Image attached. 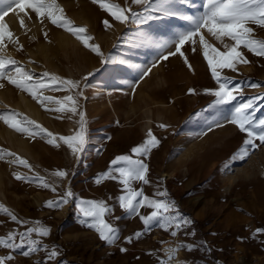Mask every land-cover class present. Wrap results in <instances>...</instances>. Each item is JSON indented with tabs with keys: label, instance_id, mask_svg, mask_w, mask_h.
<instances>
[{
	"label": "rangeland",
	"instance_id": "rangeland-1",
	"mask_svg": "<svg viewBox=\"0 0 264 264\" xmlns=\"http://www.w3.org/2000/svg\"><path fill=\"white\" fill-rule=\"evenodd\" d=\"M105 2L125 10H143L131 0ZM203 2L188 0L183 7L184 14H199L203 11ZM55 3L73 25L86 29V35L93 38L90 43L99 45L106 57H113L114 63L102 64L101 58L70 32L47 19L41 23V18L31 10L28 12L31 18L27 17L31 24L24 28L27 30L13 33L23 48L18 50L17 45L5 41L7 47L0 55L16 60L34 77L47 71L62 79L81 81L83 88L82 78L88 73L94 75L89 78V86L83 88V96L78 98L77 114L48 110L59 105L42 107L27 92L6 80L0 81L4 84L0 88V115L18 113V119L33 120L55 136H71L78 131V113L83 112L88 139L82 157L77 159L62 141L56 142L59 147L49 145L46 138L18 133L0 120V149L15 153L31 165L29 169L12 163L11 157L0 160V205L27 222L16 224L0 213V237L13 231H26L28 227L49 228V236L38 237L34 233L32 237L49 250L55 246L59 251L57 260L48 264H158L168 259L164 247L171 244L197 247L195 251H179L174 260L180 264H264V233L253 235L257 228H264V146L251 150L245 160L232 162L230 157L242 146L244 134L228 123L223 127L212 125L209 130L218 113L208 108L214 97L204 90L215 89L217 85L203 57L199 38H196L195 53L191 45L186 44L182 49L192 65L191 70L179 56L160 61L143 77L136 68L119 63L126 59L140 68L151 67L160 50L154 45L134 46L138 35L147 32L157 42L169 41L185 30L187 22L179 17H166L149 22L151 27L125 25L115 21L93 0H55ZM105 19L109 20L110 28H105ZM249 26L253 28V38L264 40V28ZM203 34L220 51L226 50L225 44L233 43L227 37L221 43L206 30ZM169 48L174 50L172 45ZM240 50L249 63L237 64L236 71L224 69L221 75L240 86L245 101L264 96V57H257L244 48ZM252 84L259 86L253 88ZM190 88L198 94H188ZM42 91L58 99L69 94L75 96V90L72 93ZM25 103L34 104L36 111L22 107ZM262 104L264 101L257 102L258 118H264ZM149 130L160 141L144 158L149 166L150 183L134 182L133 187L143 188L151 198H159L154 195L158 187L166 190L167 199L174 200L180 214L192 223L176 237L170 235L171 230L154 227L141 239L128 243V236L143 229L142 222L138 216L129 217L118 207L116 197L123 194L118 181L105 180L96 185L94 178L108 170L117 155L130 154L132 147L147 138ZM226 164L230 167L226 168ZM60 170L69 175L56 176L55 172ZM13 173L29 177L38 174L50 187L43 188L42 181H18ZM69 189L74 193L69 203L60 208L45 206L48 200L59 199ZM80 199L103 200L114 208L105 219L120 229L115 244L108 245L98 233L80 223L82 217L76 206ZM150 211L142 208L141 214L147 215ZM193 232L195 235H191ZM9 254L13 260L8 264H37L46 259L43 250L24 257L19 252L0 248V256Z\"/></svg>",
	"mask_w": 264,
	"mask_h": 264
},
{
	"label": "snow or ice",
	"instance_id": "snow-or-ice-1",
	"mask_svg": "<svg viewBox=\"0 0 264 264\" xmlns=\"http://www.w3.org/2000/svg\"><path fill=\"white\" fill-rule=\"evenodd\" d=\"M187 2L188 0H131L133 5H139L143 9L142 11H133L131 8L125 10L119 5L106 3L105 0H93V3H98L99 7L114 18L115 21L125 25H149L151 27L149 22L166 17H179L187 22L188 26L185 30L176 33L174 39L169 41L157 42L147 32H141L138 35V43L134 46L154 45L160 50L151 67L140 68L129 64L126 59L120 60L119 63L136 68L143 77L147 76L160 61H167L169 57L179 56L183 58V63L191 70L192 65L182 49L186 44L191 45L192 51L195 53L197 51L195 47L197 44L196 38L198 37L199 44L203 49V57L207 61L211 77L217 85L215 89L204 90L206 94L214 97L208 108L218 113V118L212 121V124L209 125V130H211L212 125L223 127L225 123L236 126L239 132L244 134L245 138L242 141V146L233 153L230 160L232 162L243 161L251 150L264 146V118H258L256 115L258 111L257 102L264 101V96L250 97L245 101L240 86L234 85L232 79L222 76L221 72L224 69L236 71L237 64L249 63L240 50L241 48L247 49L248 52L257 57H264V40L253 38V28L249 26L258 25L264 28V0H204L201 5L203 11L195 16L184 14L183 7ZM26 10H31L37 18H41V23L44 22V19H47L52 25L70 32L77 40L81 41L86 49L100 57L102 64L114 63L113 57L110 55L106 57L99 45L90 43L93 38L86 35L85 28L73 25L64 16L63 10L55 3V0H51V2L49 0H0V52L7 47L6 40L13 45H17L18 50L23 48V45L19 44L18 38L14 37V34L10 31L9 26L4 23V19L9 12H16L17 15L23 14L19 23L21 28H24V17L31 18ZM126 12L127 14H125ZM103 24L105 28L111 27L108 19H105ZM204 30L221 43H223L225 37L229 38L233 43L231 45L225 44L226 50L220 51L205 39ZM44 35L47 38L46 32ZM169 45H172L174 50H171ZM165 49H168L166 54L164 52ZM93 75L94 73H88L87 76L82 78L83 88L89 86V78ZM5 80L17 89L30 94L42 107L59 105V107L48 110L56 112L70 111L73 114H77L79 107L78 98L83 96L81 81L62 79L50 75L47 71L43 72L40 77H34L31 72L26 71L16 60L0 55V81ZM3 86L4 84L0 83V88ZM258 86V84L251 85L253 88ZM46 89L66 90L69 93L75 90V96L69 94L64 96L63 99H58L44 95L42 90ZM188 94L198 93L195 89L190 88L188 89ZM69 104L71 106L66 107ZM261 106L264 107V104ZM78 114L79 129L71 136H55L33 120L27 118L18 119V113L9 112L0 115V120L18 133L32 138L37 136L46 138L49 145L59 147L56 142L58 140L62 141L68 146L71 153L77 159H80L86 149L88 139L84 113L79 112ZM194 115L199 116L200 114L195 113ZM159 127H165V125H160ZM159 144V139L149 130L147 138L142 143L132 147L130 154L117 155L111 160L108 170L99 173L94 178L96 185H100L105 180L118 181L119 185L122 186L121 191L123 193L116 197L118 207L123 209L124 213L129 217L138 216L142 222L143 229L128 236L126 238L128 243H132L134 239H141L154 227L164 231L171 230L170 235L176 237L181 229L192 223L189 218L180 214L174 200L167 199L169 194L166 190L162 191L158 187L154 195L159 198H151L145 194L143 188L137 190L133 187L134 182H139L143 185L150 183L148 177L149 166L144 158L148 157L151 151L157 148ZM5 157H11L13 158L12 163L31 169V165L28 164L27 160L6 149H0V160ZM225 167H230V164H226ZM13 175L18 181H42L43 188L47 189L50 187L38 174L32 177L19 173H13ZM55 175L64 178L69 173L60 170L55 172ZM55 190V188H52L53 192ZM73 198L74 193L69 189L59 199L48 200L45 206L60 208ZM76 206L82 217L80 220L82 225L98 233L99 238L108 245L116 243L120 237V229L105 219L106 216L113 213V207H110L103 200L88 199H80ZM142 208L151 209V211L149 214L143 215L141 214ZM0 213L6 214L16 224L27 223L19 220L15 214L3 205H0ZM34 233L38 237H47L50 235V229L47 227H28L26 231L9 232L6 237H0V248L19 252L24 257H30L43 250L46 253V259L43 262L37 261V264H48V262L56 261L60 255L57 248L53 246L49 250L48 246L41 244L39 239L32 238ZM259 233H264V228H257L253 235ZM191 235H195V233L193 232ZM200 247H203V245H200ZM182 249L195 251L197 247L194 244H178L174 248L170 247L167 250L168 259L160 260L158 264H170L176 258V254ZM121 251H126V249L121 248ZM12 260L13 255L11 254L0 256V264H8ZM182 264H186V262H182Z\"/></svg>",
	"mask_w": 264,
	"mask_h": 264
},
{
	"label": "bare ground",
	"instance_id": "bare-ground-1",
	"mask_svg": "<svg viewBox=\"0 0 264 264\" xmlns=\"http://www.w3.org/2000/svg\"><path fill=\"white\" fill-rule=\"evenodd\" d=\"M26 11L29 12L30 10H26ZM21 16H23V14L17 15L16 12H10L7 16H5L4 23L9 26L10 31L14 34H17L19 32L21 33L22 31L27 30V29L24 30L25 27L21 28V26H20L19 21L21 19ZM30 24H31L30 21L26 17L25 26L28 27V26H30ZM21 104H23V103H21ZM21 106L27 107L29 109V111H30V109L34 108V110L36 111V109H35L36 106L32 103H25L24 105H21ZM27 108H25V109H27ZM37 112H38V110H37ZM170 247L174 248L175 246L173 244H171V245H165V247H164V253L166 254L167 258H168L167 250ZM170 264H180V263L176 262L175 260H172L170 262Z\"/></svg>",
	"mask_w": 264,
	"mask_h": 264
}]
</instances>
